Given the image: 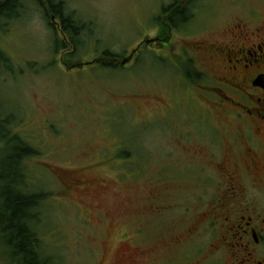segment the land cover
Wrapping results in <instances>:
<instances>
[{
    "label": "rangeland",
    "instance_id": "rangeland-1",
    "mask_svg": "<svg viewBox=\"0 0 264 264\" xmlns=\"http://www.w3.org/2000/svg\"><path fill=\"white\" fill-rule=\"evenodd\" d=\"M58 1L82 28L73 57L56 44L71 42L61 20L45 17L38 0H23L0 32L9 59L0 110L40 152L27 161L29 181L49 194L42 248L52 264H207L215 231L202 214L214 201V163L224 159L215 129L235 121L214 103H222L216 68H195L185 49L221 38L235 16H264V0H192L194 17L166 48L155 37L169 35L163 15L174 0ZM141 46L126 66H87L106 51L122 63ZM199 70L197 84L185 77ZM10 260L0 240V264Z\"/></svg>",
    "mask_w": 264,
    "mask_h": 264
},
{
    "label": "flooded vegetation",
    "instance_id": "flooded-vegetation-1",
    "mask_svg": "<svg viewBox=\"0 0 264 264\" xmlns=\"http://www.w3.org/2000/svg\"><path fill=\"white\" fill-rule=\"evenodd\" d=\"M192 9V0H174L167 7L163 25L169 37L158 32L155 39L160 47H168L172 32L182 28L177 12L185 10L188 22L194 17ZM227 25L221 38L185 49L186 60L195 68L196 64L216 68L219 87L213 88L222 103H214L235 121L223 132L215 129V153H223L224 159L216 158L214 201L204 204L202 214L215 231L216 242L206 262L264 264V16L255 11L247 18L235 16ZM223 133L228 136L226 145ZM200 228L190 229L192 238L199 236Z\"/></svg>",
    "mask_w": 264,
    "mask_h": 264
},
{
    "label": "trees",
    "instance_id": "trees-1",
    "mask_svg": "<svg viewBox=\"0 0 264 264\" xmlns=\"http://www.w3.org/2000/svg\"><path fill=\"white\" fill-rule=\"evenodd\" d=\"M22 1L0 0V32L4 28L3 21L16 20L20 16ZM38 3L44 8L45 17L53 15L52 17L61 20L62 32L70 36L71 42L69 46L64 40L56 44L57 46L62 44V49L72 48L68 57H73L79 48L77 38L82 28L71 15H68L62 1L38 0ZM166 11L167 9L164 10L165 13ZM177 13L179 14L177 21H187L185 10ZM176 27L179 28V25ZM166 37L168 39L169 35ZM8 62L9 59L0 50V71L2 67L9 69ZM93 62L95 63L87 66L98 65L102 68L124 66L119 63L117 56L109 51ZM79 66L82 67V64L73 67ZM185 77L193 84L202 81L201 74L197 72L186 71ZM13 121L12 115L0 110V140L4 142L2 149L4 157L0 160V240L11 253L10 264H52V258L48 257L42 248L39 232L42 222L40 210L49 194L31 188L29 181L31 176L27 165V161L39 156L40 152L19 135L14 134L13 129L9 128L13 126Z\"/></svg>",
    "mask_w": 264,
    "mask_h": 264
},
{
    "label": "water",
    "instance_id": "water-1",
    "mask_svg": "<svg viewBox=\"0 0 264 264\" xmlns=\"http://www.w3.org/2000/svg\"><path fill=\"white\" fill-rule=\"evenodd\" d=\"M53 20H54V18H53ZM154 40H148L147 41V43H152ZM137 52V49H135L133 52H132V54H131V56L129 57V58H125L123 61H122V65H127L132 59H133V57H134V55H135V53ZM96 62V61H95ZM95 62H88L87 63V65H90V64H93V63H95Z\"/></svg>",
    "mask_w": 264,
    "mask_h": 264
}]
</instances>
